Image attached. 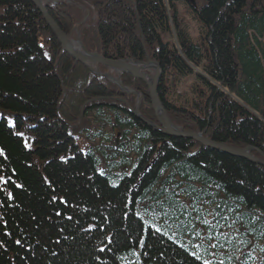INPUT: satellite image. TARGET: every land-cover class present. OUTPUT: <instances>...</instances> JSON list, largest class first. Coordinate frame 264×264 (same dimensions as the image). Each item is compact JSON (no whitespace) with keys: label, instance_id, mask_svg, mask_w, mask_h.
<instances>
[{"label":"trees","instance_id":"16d2710c","mask_svg":"<svg viewBox=\"0 0 264 264\" xmlns=\"http://www.w3.org/2000/svg\"><path fill=\"white\" fill-rule=\"evenodd\" d=\"M73 1L95 12L86 51L160 64L174 124L264 156V0ZM47 10L67 35L81 23L74 3ZM121 80L154 121L147 86ZM104 82L32 1L0 0V264H264V167L156 131Z\"/></svg>","mask_w":264,"mask_h":264},{"label":"water","instance_id":"95a60500","mask_svg":"<svg viewBox=\"0 0 264 264\" xmlns=\"http://www.w3.org/2000/svg\"><path fill=\"white\" fill-rule=\"evenodd\" d=\"M190 1L192 2V0H190ZM32 2L34 4H36V6L40 10L44 20L46 21V23L48 24V26L50 27L52 32L55 34V36L59 40V42L64 46V48H63L64 54L68 55L72 60H74L78 63L84 64V65L101 64V65L107 66L109 68H113L116 70H122L125 73L131 74L135 78L142 79L148 87V90L150 93L149 95H150V99H151V104H152L153 109L157 113V117L159 115L161 118L162 117L167 118L168 114H167L166 110L164 109V107L162 106V103L160 102V100L158 98L157 90H156V85L158 84L159 75H160V74H158L159 72H157V75L155 78H153V81L149 82L147 79V75L145 73H143L140 69H138V67H137L139 65L138 63L107 60V59H104V58H102L96 54H90L87 52L84 53L86 56V59L81 60L79 57L77 58V56H74L66 48L65 42L67 41V39L64 38L63 34L60 32L57 25L52 21V19L50 18V16L47 13L45 7L42 5L41 1L40 0H32ZM159 121H160V119H159ZM160 125H161V127H160L161 132L166 136L180 137V138L196 140L208 148L220 150V151L226 152L228 154L229 153L233 154L234 156L245 158L247 160H250V161L264 167V157L262 159H255L254 157H251L249 155V151L251 150L250 148L235 149V148L228 147L227 145H224V144H217V143H215V142H213L207 138H204L202 135L188 133V132H184V131L178 129L169 119L166 122L160 121Z\"/></svg>","mask_w":264,"mask_h":264},{"label":"rangeland","instance_id":"374dc122","mask_svg":"<svg viewBox=\"0 0 264 264\" xmlns=\"http://www.w3.org/2000/svg\"><path fill=\"white\" fill-rule=\"evenodd\" d=\"M42 5H48V4H52V3H58V2H64V3H67L69 5H71V3H74L75 4V7L77 8V10L79 11L80 13V20H81V23L80 24H77L76 26L73 25L69 35H67L65 33V36H69L67 38H69V41H72V42H75V43H78L79 46L81 47L82 49V52L83 53H90L88 51H86L83 47V43H82V31L83 29L85 28V26H92V23H95L96 21V18H95V12H94V9L92 6H90V9L87 8L88 6L86 5V3L84 2H74L73 0H40ZM179 8V16H180V19L183 20L186 28L188 29V34L190 36L192 35H195L197 36V34L199 33L200 31V28L199 26L197 25V23L195 22V20L192 19V17H190L188 14H189V10L187 7L185 6H178ZM46 9V8H45ZM47 11V9H46ZM40 12V11H39ZM41 13V12H40ZM49 15V14H48ZM50 16V15H49ZM51 17V16H50ZM52 18V17H51ZM54 20V19H53ZM45 21V20H44ZM57 25V23H55ZM82 24V26H80ZM57 27H59L57 25ZM60 32L64 34V32L62 31V29H60ZM200 34V33H199ZM165 42H168L169 44H173V39L171 36H162L161 37ZM56 39V38H55ZM57 40V39H56ZM90 54H96L100 57H102V55L98 54V53H90ZM66 55V54H64ZM103 58V57H102ZM71 59V58H70ZM124 61V60H123ZM126 62H129V61H126ZM147 63H150V62H147ZM88 67H89V71L92 72V71H96L98 70L100 73H102L103 76L105 77H108L110 79H113V80H117V81H122V76L125 75L122 70H116V69H112V68H108L105 67V66H99L97 64H88ZM144 67V69H140L143 73H145L147 75V79L150 77V78H155V75L157 73V70H156V67L154 68V65L151 66V63L146 65V66H142ZM159 72V71H158ZM159 74V73H158ZM170 75V73H169ZM168 75V76H169ZM168 76L166 77V80L165 82H173V78L172 76ZM195 78H188V80H186L185 82H183L181 84V88L184 89L186 88L190 82H194ZM148 81L150 82L151 80L148 79ZM160 81V80H159ZM159 84V83H158ZM124 85V84H123ZM147 86V85H146ZM126 90H130L132 91L130 88H127L125 85L123 86ZM148 89V88H147ZM172 87H170L169 90H171ZM136 91V90H135ZM172 95V94H171ZM170 95V97H171ZM171 99V98H170ZM142 100V98H141ZM137 101V100H136ZM61 107V106H60ZM59 107V109H60ZM78 126V125H76ZM185 132H188V131H185ZM190 133H193V134H197V135H202L204 137L203 134L201 133H196V132H193V131H190ZM204 138H207V137H204ZM81 143V142H80Z\"/></svg>","mask_w":264,"mask_h":264},{"label":"bare ground","instance_id":"6f19581e","mask_svg":"<svg viewBox=\"0 0 264 264\" xmlns=\"http://www.w3.org/2000/svg\"><path fill=\"white\" fill-rule=\"evenodd\" d=\"M30 1H32V0H30ZM33 3V2H32ZM33 5H34V8H36V10L39 12L40 10L38 9V7L36 6V4H34L33 3ZM192 5H194L193 3H192ZM44 6V5H43ZM55 6V3H52V4H48V5H45L44 7L46 8V9H50V8H53ZM172 11H170V10H166V13H171ZM47 13L49 14V12H48V10H47ZM42 15V14H41ZM178 15H179V13H178ZM43 17V16H42ZM51 18V17H50ZM44 19V18H43ZM52 19V18H51ZM52 21L54 22V23H56L53 19H52ZM262 21H263V24H264V19H262ZM45 23H46V21H45ZM46 25H47V27L49 28V30L51 31V33H52V37L54 36V38H56V36H55V34L52 32V30L50 29V27L48 26V24L46 23ZM59 28V27H58ZM63 34V33H62ZM63 36H64V38L65 39H67V41L65 42V46H66V48L74 55V56H77V58L79 57L81 60L82 59H86V56H85V54L82 52V49H81V47L79 46V44L78 43H75V42H72V41H69V38H67V37H69V36H65V33L63 34ZM57 39V38H56ZM44 40V39H43ZM43 40H41L40 41V49L41 50H43L44 48H45V43H44V41ZM57 41H58V44H59V46H60V48H61V52H62V55H64V46L59 42V40L57 39ZM44 56V58L48 61V58H49V55H48V53H46V55H43ZM67 57H69L68 55H66ZM70 58V57H69ZM72 60V59H71ZM74 61V60H73ZM119 61H123V60H119ZM124 61H128V60H124ZM147 62H150L151 63V61L150 60H148V61H146V64H149V63H147ZM152 65H154V66H156V70H157V72H158V70H160V64H152ZM151 65V66H152ZM138 69H144V67H142V66H139L138 65ZM92 74L93 75H96L97 77H99L100 79H104V84H107L108 86V88H116L122 95L121 96H119L117 99L120 101V102H123V103H125V104H131V102H130V100L131 99H133V101H134V99H136L137 101H135V105L134 104H132L133 105V108L131 109L132 110V113L134 114V115H138V113H139V107H140V105H142V100H141V95L139 94V93H133L132 91H130V90H126L123 86V82L122 81H115V80H113V79H110V78H107V77H101L99 74H97V73H95L94 71H92ZM156 75H157V73H156ZM156 75H155V77H156ZM160 77H161V75H159V80H160ZM149 80H151L150 82H152L153 81V78H148ZM62 80L63 79H60V81L62 82ZM136 80H139V81H141V82H143L145 85H146V83L142 80V79H140V78H136ZM159 80H158V83H159ZM110 85H112V86H110ZM114 86V87H113ZM158 89V84L156 85V90ZM64 91V89L62 90V95H61V99H60V101H61V103L60 104H62L63 105V103L64 102H67L66 101V99H65V97H66V93L65 92H63ZM147 93H148V95L150 94L149 93V90L147 89ZM157 95H158V93H157ZM149 97H150V95H149ZM159 98V97H158ZM151 100V99H150ZM151 107H152V104H151ZM165 109V108H164ZM166 110V109H165ZM151 113L153 114V116H154V121H152V120H149V119H147V118H144V116H142L141 114H140V116H138L139 117V119L140 120H142L144 123H146L148 126H150V127H152V128H154V129H156V131H158V132H161V130H160V127H161V125H160V121L161 122H166L168 119L172 122V120H171V118L169 117V116H167V118H165V117H160L159 115H158V117H157V113L155 112V110L153 109V107L151 108ZM4 114L5 115H7L10 119H14L15 120V116H13L8 110L7 111H5L4 112ZM160 114V113H159ZM159 119H160V121H159ZM173 123V122H172ZM193 141H195L196 143H198V144H200V145H202L200 142H198V141H196V140H193ZM203 147H206V146H204V145H202ZM228 146V145H227ZM228 147H231V148H235V149H241V148H237V147H234V146H228ZM208 148V147H207ZM199 150H196V152H198ZM252 152V150H250L249 151V155L251 156V157H254L255 159H262L264 156H255L253 153H251ZM230 154V153H229ZM230 155H233V154H230ZM234 156V155H233ZM256 164V163H255ZM259 165V164H258ZM147 208V207H146ZM144 212H145V214L143 215V214H138V218L139 219H143V217H150V211L149 210H144ZM143 216V217H142ZM221 232H223V230L221 229ZM225 233H228L227 231H225ZM234 235L235 236H230V237H226V239H230V238H234L235 239V237H236V233L234 232Z\"/></svg>","mask_w":264,"mask_h":264},{"label":"snow or ice","instance_id":"6c2138e0","mask_svg":"<svg viewBox=\"0 0 264 264\" xmlns=\"http://www.w3.org/2000/svg\"><path fill=\"white\" fill-rule=\"evenodd\" d=\"M0 179H3V178H0ZM10 195V194H9Z\"/></svg>","mask_w":264,"mask_h":264}]
</instances>
